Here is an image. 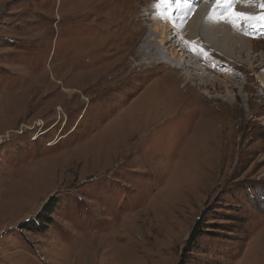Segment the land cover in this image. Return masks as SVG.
I'll return each mask as SVG.
<instances>
[{
	"label": "rangeland",
	"instance_id": "374dc122",
	"mask_svg": "<svg viewBox=\"0 0 264 264\" xmlns=\"http://www.w3.org/2000/svg\"><path fill=\"white\" fill-rule=\"evenodd\" d=\"M171 3L0 0V264H264V21L148 60Z\"/></svg>",
	"mask_w": 264,
	"mask_h": 264
},
{
	"label": "bare ground",
	"instance_id": "6f19581e",
	"mask_svg": "<svg viewBox=\"0 0 264 264\" xmlns=\"http://www.w3.org/2000/svg\"><path fill=\"white\" fill-rule=\"evenodd\" d=\"M176 0H172V3L168 9V12L166 13V16H162V13L159 14L161 15L163 18L162 20L167 21L166 25H161V23L157 22L156 19L153 18L152 21L157 22L158 24H160V28H157L156 31H158L159 33L162 32V45H155L152 41V37L150 35H147V37L145 38V42L144 45L142 46V50L140 51L141 54H143L144 56L142 57H148V60H157L158 61H162L164 59H162L163 57V53H162V47L165 48L167 51H170V54L173 58H177L179 55L177 53V49H175L176 47H180V46H176V45H168L169 43L172 42V40H174L179 34V28L177 27V25L183 27L184 29H186L187 31H190V34L196 29L199 30L198 31V36H193V33L191 35L192 40L190 39L191 44L193 43H198V39H201L202 41H204L206 44H208L209 46H211L212 48H214V50L218 51L217 48H219L217 45H215L214 43H212V40L216 39L218 41H220L222 43V45L225 47L224 49H229V48H233L234 50V55L236 54L235 52L236 49L240 50V51H245L247 49V51L250 50V45L251 42L247 41L243 38H241L240 36L236 35L239 33H243V31L240 32L241 27H239V25L241 23L244 22L247 23V19H239V17H235L233 15H231V13L227 14V17L225 18V20L227 21H223V22H218L216 18L213 17V14L211 13V18H206V12L207 14H210L209 10L207 9L208 4L205 2L204 4L203 1L204 0H200L198 2V4H194V5H189V3H187L188 0H183L185 2H182L179 5H176L174 7H172L173 2ZM181 1V0H180ZM179 1V2H180ZM209 1V0H206ZM243 1V0H242ZM194 3V2H193ZM212 3L211 1L209 2V4ZM242 4L245 2H241ZM234 10H236L233 7ZM243 9V8H242ZM194 10L197 11V13H194ZM204 10V11H203ZM233 11V10H232ZM219 13V12H218ZM241 13V12H240ZM158 15V16H159ZM184 17V18H183ZM242 17V16H241ZM157 18V17H156ZM191 19V20H190ZM211 20V21H207L205 22V20ZM243 21V22H242ZM156 23V24H157ZM206 23V24H204ZM208 23V24H207ZM223 24H228L226 25V27L228 26L230 28L227 29L223 26ZM200 25V27H199ZM142 26V25H141ZM231 26H238L239 32L236 33V31L233 29L231 30ZM251 27V26H250ZM243 29V26H242ZM162 30V31H161ZM161 31V32H160ZM179 31V33H178ZM238 31V30H237ZM196 32V31H195ZM178 33V34H177ZM202 34L204 36V38L202 37ZM221 35V36H219ZM196 40V41H195ZM200 40V41H201ZM199 41V42H200ZM219 44V43H218ZM165 45H168L169 48H166ZM221 46V45H220ZM236 49H235V47ZM237 46H239V49L237 48ZM199 47V46H198ZM194 48V47H193ZM197 48V47H195ZM184 49H180L179 52H181L183 54V57L180 58L181 61H185L184 57L186 56L185 59H189L190 62L186 67L191 66V64H193L194 66L196 65V63L194 64V55H186L185 51H183ZM220 50V49H219ZM230 51V50H229ZM243 51V52H244ZM138 52V51H137ZM188 52V51H187ZM226 52V53H225ZM228 51L225 50H221L220 53L226 55L227 57H231V54L227 53ZM166 53V52H165ZM238 53V52H237ZM241 54V53H240ZM159 55V57H158ZM233 55V54H232ZM167 56V55H166ZM232 58V57H231ZM196 59V58H195ZM191 63V64H190ZM170 64V63H168ZM145 65V64H144ZM175 65V64H174ZM198 65V64H197ZM200 65V64H199ZM171 66V65H170ZM185 66V65H184ZM176 67H179L178 65ZM233 67V66H232ZM182 68V67H181ZM192 68V67H191ZM264 68V67H263ZM194 69V68H193ZM196 71V70H194ZM189 77V76H188ZM264 76H262L259 80L261 81V84L264 86ZM204 80V79H203ZM209 80V79H208ZM210 83V82H209ZM221 83V82H220ZM205 85V84H204Z\"/></svg>",
	"mask_w": 264,
	"mask_h": 264
},
{
	"label": "snow or ice",
	"instance_id": "6c2138e0",
	"mask_svg": "<svg viewBox=\"0 0 264 264\" xmlns=\"http://www.w3.org/2000/svg\"><path fill=\"white\" fill-rule=\"evenodd\" d=\"M222 2H225V0H216L217 4H221ZM228 2H230V0H228ZM261 7L264 8V4H262ZM231 15L235 17L243 16L245 19H257V20L264 21V13H262L260 16H257V17L249 16L245 13H239V12H232Z\"/></svg>",
	"mask_w": 264,
	"mask_h": 264
}]
</instances>
